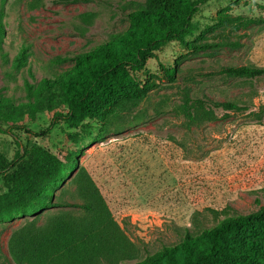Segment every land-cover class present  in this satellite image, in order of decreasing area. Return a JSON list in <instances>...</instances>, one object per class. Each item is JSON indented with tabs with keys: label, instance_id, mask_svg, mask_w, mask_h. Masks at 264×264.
I'll list each match as a JSON object with an SVG mask.
<instances>
[{
	"label": "rangeland",
	"instance_id": "374dc122",
	"mask_svg": "<svg viewBox=\"0 0 264 264\" xmlns=\"http://www.w3.org/2000/svg\"><path fill=\"white\" fill-rule=\"evenodd\" d=\"M142 6L144 0H0V99L36 100L43 79L57 77L72 65V55L125 29L127 13ZM219 14L246 19L237 26L218 22ZM192 21L195 28L184 42L206 47L171 41L154 51L139 73L154 86L105 120L51 124L44 111L24 113L19 127L0 119V154L7 163L0 195L8 190L4 174L17 148L79 151L78 168L89 174L133 245V257L101 256L94 264H134L177 242L183 227L195 233L226 212L264 205V75L242 79L221 72L264 66V0H206ZM161 65L174 66L172 80ZM185 99L193 120L185 116ZM197 99L231 101L248 110L199 109ZM77 193L75 180H66L53 190V202H79ZM9 211L5 215L0 205V264H34L23 256V242L42 239L53 219L84 216L58 206ZM89 257L74 262L55 255L40 262L86 264Z\"/></svg>",
	"mask_w": 264,
	"mask_h": 264
},
{
	"label": "trees",
	"instance_id": "16d2710c",
	"mask_svg": "<svg viewBox=\"0 0 264 264\" xmlns=\"http://www.w3.org/2000/svg\"><path fill=\"white\" fill-rule=\"evenodd\" d=\"M205 1L144 0L145 6L127 13L125 29L72 55V65L57 77L43 79L36 100L13 104L0 99V119L7 126L19 127L24 113L44 111L51 124L64 121L76 126L86 119L105 120L119 106L141 99L154 86L139 75L154 51L171 41H178L186 48L206 47L184 42V37L195 28L193 16ZM217 19L239 26L246 18L219 14ZM161 67L172 80L174 66ZM221 72L253 79L264 75V66H228ZM194 104L199 109L207 105L210 109L248 110L246 105L231 101L207 103L197 99ZM184 112L188 119H194L187 99ZM23 149L17 148L13 166L4 174L8 190L0 195V205L5 215L9 216V208L16 211L17 207H26L39 212L51 206L77 208L84 214L71 221L53 219L42 239L32 240L30 244L23 242V256L34 264H42L40 261L46 259L52 262L55 255L68 256L77 262L89 253L86 264H94L101 256L117 261L133 257L132 243L89 174L78 168L79 151L62 149L53 154L38 146ZM5 168L7 163L0 154V173ZM66 180H75L79 202H53V190L61 188ZM26 244L33 250L29 251ZM134 264H264V205L248 213L226 212L195 233L183 227L177 242L147 253Z\"/></svg>",
	"mask_w": 264,
	"mask_h": 264
}]
</instances>
